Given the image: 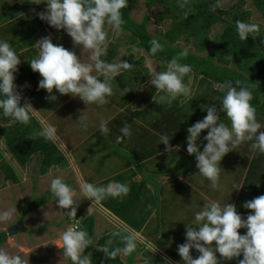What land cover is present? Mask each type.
Segmentation results:
<instances>
[{
    "label": "clouds",
    "instance_id": "obj_1",
    "mask_svg": "<svg viewBox=\"0 0 264 264\" xmlns=\"http://www.w3.org/2000/svg\"><path fill=\"white\" fill-rule=\"evenodd\" d=\"M27 2L37 5L46 3L47 8L38 13L39 18L53 28L65 30L72 38L74 46L80 47L82 53H88V61L82 62L74 51L54 44L50 36L37 41L35 44L37 55L29 62L32 71L42 77L39 89L52 94L47 99L55 100L57 97L53 93L56 90L62 95L79 97L87 106L92 104L102 106L108 103L107 97L113 94L112 79L122 71H130L134 67L133 64L122 60L120 63H108L101 59L107 54L108 29L111 30L113 41L122 33L125 21L122 19L121 10L128 7V0H27ZM188 5L189 0H181L179 6L184 9ZM221 6L222 0H216L210 5V10L215 11ZM190 11L191 8L187 7L184 13L186 18ZM236 31L242 41L250 36L254 39L260 34V25L237 20ZM149 44L151 56L163 51L158 39L153 38ZM187 56L186 49L179 53V58ZM179 58L174 57L167 63L166 70L162 71H157L151 59L145 58L150 84L156 89L154 102L171 104L179 97L191 96L189 87L191 77L189 76L188 84L184 83V77L188 76L192 69L190 65L180 63ZM20 64V55L7 41L0 40V110L3 117L27 125L30 123V113L35 110L30 103L21 106L22 97L16 91L14 73L18 71ZM94 72L97 75H94ZM217 84L218 90L224 93L220 98V111L225 113L223 121H226L227 125L220 120L217 107L212 104L206 107L207 115L203 120L187 129V152L189 155H195L198 173L209 181V186L213 190H220V162L226 154L245 142H252L253 152L264 154V129L261 131L262 125L257 121L256 108L251 104L252 91L240 80L235 81V87L230 81L226 84ZM128 91L131 90L124 89L125 93ZM78 121L87 129L86 115L81 114ZM206 129L209 131L203 139L207 143L201 151L197 141L202 131ZM99 130L105 136L109 133L106 121L101 120ZM120 132L122 135L117 136V143H122L125 137H131V126L124 124ZM37 135L51 139L53 130L46 128ZM169 141L167 135L160 137V143L166 146L165 150L172 153L174 149ZM78 183L80 195L86 199H93L94 204H99L108 197L123 198L130 191L126 183L112 182L106 186H97L82 179ZM234 187L236 190L241 188L235 185ZM50 192L61 209H71L63 214L70 219L76 218L77 191L61 177H55L50 182ZM243 207L251 210L246 219L238 213L235 204L227 203L221 206L215 200L208 201L201 210L195 212L191 225L186 226V242L178 245V254L183 264H220L217 253L220 258L227 261L242 255L243 259L239 260V264H264V195L246 201ZM106 210L105 214L109 216L114 214L121 222L123 221L112 210L108 208ZM14 211L15 209L11 208L0 211V223L10 221ZM88 211L90 213L91 208ZM117 222L116 225H119V221ZM122 223L129 226L125 221ZM193 225L198 226V230ZM76 228L77 226L73 225L60 233L57 246L62 250L63 259L69 260L71 264H91L90 256L84 255V252L93 241L86 231ZM242 228L247 229L245 235L239 232ZM111 236L112 238L103 246H97V251L103 252L105 257L111 260L118 256L123 258L131 255L136 251L138 243H144L139 233L127 229L114 231ZM115 238H119L123 247H113ZM146 247L151 249L152 245L149 243ZM192 249L200 254L197 258H193ZM0 264L29 262L21 255L12 254L0 247ZM165 264L171 262L166 259Z\"/></svg>",
    "mask_w": 264,
    "mask_h": 264
},
{
    "label": "trees",
    "instance_id": "obj_2",
    "mask_svg": "<svg viewBox=\"0 0 264 264\" xmlns=\"http://www.w3.org/2000/svg\"><path fill=\"white\" fill-rule=\"evenodd\" d=\"M139 1L140 0H128V7L121 10L122 19L125 21L122 25V30L130 36V45L145 49L150 57L157 58L161 61V66L158 71L166 70L167 63L174 57L179 58V53L181 51L185 49L188 51V56L186 58H179V62L190 65L192 71L195 72L190 88L196 95L189 99L191 107L193 105V108H196L195 114H199L201 110L203 111L210 103H216L215 95H220V91L218 90V86H211L212 82L226 84L230 81L235 87V81L240 80L244 85L248 86L253 93L251 104L256 108V115H264V28L259 24L260 34L254 39L250 36L245 41L239 39L236 31L237 20L257 23L251 20L253 10L246 6L249 0H238L232 7L227 8L221 6L215 11L210 10V5L214 4L216 0H189V5L184 9L179 6L181 0H146L145 4L149 10L158 4L161 5L154 19L156 24L162 25L165 21L169 20V25L166 30L158 34H152L147 27L151 18L149 13H145L141 22L136 21L132 16V11ZM250 3L255 7L254 11L260 14L264 23V0H250ZM187 7H190L191 11L188 12L186 18L184 13L187 11ZM38 13L36 14L38 25H42L46 21L41 20ZM217 24H221L222 27L220 31H216L213 36L214 27ZM27 33L29 34L25 36V38L32 36L31 31ZM25 38L23 36L20 40L14 41V37L11 38L6 33L0 34V40L7 41L16 52H20V48L23 46H29L23 43ZM153 38L158 39L163 46V51L157 52L155 56L150 55L151 45L149 41ZM27 40L32 41V37ZM182 42L190 47H182L180 45ZM119 46H121L119 39L111 41L107 47V54L102 56L101 59L110 62V60L118 55ZM28 52H30V50H28ZM203 52H205V54H200ZM130 56L134 57V54L130 53ZM142 58H140L138 62L141 63ZM199 74L202 76H199ZM188 80L189 78L185 76L184 83L186 81L188 82ZM195 81L196 83L193 85ZM201 89H205L202 94H200ZM39 90L42 93L38 92V96H36L37 103L44 105L48 100L46 96L47 90ZM202 103L204 105H201ZM24 104L25 103L21 99V106ZM172 111L180 113L181 106L173 105L171 108V112ZM195 117H197V115L193 116L192 119L195 120ZM173 122L174 121L171 119L165 120V125H167V128H170V130L164 131L162 135H167L170 138L169 142L174 149L170 154H174V158L164 163V165L158 166L157 172H154L155 169L153 171H147L143 168L144 164L154 162L144 161L149 154H138L137 159L139 161H135V159L129 157V159L131 158L130 161L135 164L139 168V172L142 173V180H140V182H134V184L131 185L127 196L116 199L107 198L101 201L129 226L135 229H140L145 225L147 215L157 206L160 195L163 194V191L167 192L166 190L169 187H175L173 190L179 192V189L183 186L187 189V194L196 192L200 196L201 203L207 200L205 196L211 197L209 190L211 187L209 185L202 186L206 187L203 189L206 190L205 192L198 191L201 190L199 186H197V191L192 190L193 187L189 183L194 179L193 175L190 176L188 180L180 178L182 174L194 171L197 161L195 155H187V153L180 148V146L184 145L185 141L182 135L185 133H183L184 130H182V133L179 132V125L175 126L174 124L171 129L170 126ZM42 130H44L43 125L31 113L30 123L24 125L11 120V118L3 117L2 110H0V135L8 151L22 166L27 165L33 156H36L38 159V172L40 174L48 173V171L55 166L65 167L69 165L67 156L55 143L53 138L45 139L37 135ZM95 137L94 139L96 141L101 139L100 136L95 135ZM139 137L143 138V135H139ZM3 152L0 145V155H3ZM125 153L126 152L118 148V155L126 156ZM176 154H183L185 158H178ZM247 158L246 169L248 168V174L244 179V186L250 188L255 185V189L258 190L257 185L261 184L264 188V154L250 150ZM0 170L4 172L5 179H9L13 182H18L20 180L19 174L11 162L3 160L0 164ZM129 171L130 169H128V172ZM166 175L168 177H166ZM124 176H126V173L122 171L113 178L122 180ZM163 176L167 178L168 185H164V180H162ZM249 176L254 178V180L251 181V183H253L251 186L248 183ZM205 181H207V183L209 182L207 179ZM64 182L67 183L66 181ZM149 183L151 186H149ZM67 184L70 186L69 183ZM103 184L104 182L97 184V186H104ZM157 189L159 193H156ZM241 197L236 202L237 211L241 216L247 217L251 214V210H247L243 207L244 204L241 201ZM52 198L55 197L52 196L50 188H48L41 195L35 196L32 201L26 202L23 213L27 214L32 210L44 206ZM141 209H144L146 212L148 211V214H144L142 211L140 212ZM245 209L248 212L244 213ZM71 221V224L77 226L76 229L86 231L94 242V215L82 217L81 214L77 213L76 218L71 219ZM118 230L123 231L124 228H114L110 230L103 235L102 241L99 244L96 246L92 244L85 250L84 255L90 256L91 264H135L136 254L143 252L145 255H148L147 251L143 250L144 247H139V245L136 251L131 255L123 258L118 256L115 260L107 259L103 252L97 251V246H103L108 239L112 238L111 233ZM239 232L243 233L244 231L240 229ZM175 233L179 234V232ZM7 237L8 233L6 230L0 231V246L6 242ZM116 246L123 247L119 238L114 239L113 247ZM151 258H154V260H152L154 264H165V257H156L151 253ZM217 258L220 260V264H237L240 259H243V256L241 255L239 258L227 261L220 258L219 253H217Z\"/></svg>",
    "mask_w": 264,
    "mask_h": 264
},
{
    "label": "rangeland",
    "instance_id": "obj_3",
    "mask_svg": "<svg viewBox=\"0 0 264 264\" xmlns=\"http://www.w3.org/2000/svg\"><path fill=\"white\" fill-rule=\"evenodd\" d=\"M237 1L238 0H222V7H232ZM145 2L146 0H140L133 9L132 16L134 17V19L138 22H141L144 18L145 13H149V15L151 16L147 26L149 31L152 34H158L161 31H165L167 26L169 25V20L165 21L162 25H158L154 22V19L159 9L161 8V5L158 4L149 10ZM246 6L250 7L253 10L251 20L256 21L264 28V23L262 18L260 17V14L254 11L255 7L251 5L250 0L249 3L246 4ZM5 7L7 8V11L4 9ZM46 8V3H41L37 5L31 4L27 2V0H25V2L23 3L21 2V0H0V24L3 23L2 25H0V33L4 32L8 34L9 37H14V41H18L23 36L25 38V36L29 34L27 32H36V30H39V34L33 36V42L27 40L31 39L32 36L26 37L23 40V43L28 44L29 46H32L33 43L35 45L37 41L44 37L50 36L52 38L53 36L57 35L59 40L55 43L56 45H62L66 49L74 51L77 56H80V59L83 58L84 60H87L88 53H82V49L80 47L74 46L72 38L70 36L66 37L63 34L64 32H66L65 30H58L56 28L51 27L50 31H48V29H45V27H50L47 22H44L42 25H38L37 17L35 16V14L37 12L44 11ZM22 10L26 11L25 15H17L21 13ZM10 17L18 18L10 19ZM221 27V24H217L214 27V33L212 35L214 36L216 31H220ZM118 39L121 43V46H119V53L112 63H120L122 60L136 66H141V64H143L147 67L145 63V58L147 57L151 59L152 65L156 68L157 71L160 69V60L154 57H150L145 49L129 44L130 36L128 35V33L122 30V33ZM111 41H113L112 33L111 30L108 29V45ZM180 45L184 48L190 47L188 45L183 44V42ZM21 49L24 50L26 48L25 46H23L20 48V50ZM130 53L134 54L133 58L130 57ZM17 54L20 55L21 64L18 66V71L14 73L15 82H17L18 79H36L37 82H39L38 78H40L41 76L38 77L37 72H34V74L32 75V69L30 67V64L27 65V60L30 61L32 58H34L35 54L32 52V56H30L29 52L22 53L19 51H17ZM200 54L203 55L205 54V52ZM140 58H142L141 63L137 61ZM142 74L145 76V82L143 81L144 84L142 83L138 89L139 93L145 94V91L148 89V87H150V77H146V71ZM194 75L195 72L191 71L188 74L187 78H189L190 76L192 81L194 79ZM199 76L202 75L199 74ZM123 78L124 81L131 87H138L136 82L133 81L130 72H127L125 76H123ZM115 79L117 78L114 77L112 80ZM195 83L196 81L193 82V85ZM185 84H187V81L185 82ZM122 88L126 89L127 87H122L121 85H118L113 88V94L110 97L112 101H117L118 99H121L119 96V92ZM204 91L205 89H201L200 94H202ZM155 95L156 91L154 93V96ZM152 99L150 101L152 102L155 111H160L161 109L164 110V108L166 107L169 111V107H172L173 105H179L186 109H190L191 115H188V119H192L193 115L196 113L194 111L196 110V108H193V105L191 107V103L188 102V97H179L171 104H159L154 102ZM136 103L137 101L133 100L130 106H135ZM35 105V107L38 106L45 110H50V107L47 105L39 103H35ZM108 105L109 104L103 106L107 109V111L109 110ZM201 105L204 104L202 103ZM97 107L99 106L97 105ZM43 109H41L40 113L42 114V116L45 115L43 114ZM51 110H53V108H51ZM97 112L100 114L99 108ZM94 116L97 117V115ZM159 117H161V113H152V115H148L145 120V125L152 124V122L158 119ZM256 117L257 121L262 125V131L264 129V115H256ZM140 119L143 118L140 117ZM40 120V123H42L44 129H51L50 124L47 122V116L45 117V119ZM220 120L224 122L222 119ZM224 123L226 124V122ZM70 125L71 124L65 126L68 128ZM143 129L144 127L142 126L141 128H138L137 131L142 132ZM66 130L69 133L75 134L79 138H88L87 141H85L79 146V149L83 150V152L85 153L81 155V160H83L84 164L82 165V169L88 171L90 174L104 177V170L97 165V152L93 153L94 150H96L97 148L95 146V139L92 137H85V133H83L79 127L72 131L69 129ZM56 132H59L61 135V130ZM56 132L53 131L52 135V138L55 140L58 139ZM106 139L109 140L108 137ZM75 140L76 139L73 138L70 140V142L73 141L74 143ZM251 143L252 142H245L244 144L240 145L237 149L229 152L227 156L225 155L226 158L225 156L223 157V173L220 172V190H213L212 188H209L211 197L205 196L207 197V200L205 202L214 200V198H218L224 202V205L227 203H236L239 191L241 190V188H246L244 187V179L248 174L246 169L248 161L247 155L249 153L248 151L251 150ZM0 145L4 151L3 155L0 156V164L1 162H3V160L13 163V156L8 151L1 135ZM62 149H64V147ZM67 159L69 161V165L65 167H52L46 174H40L38 172L39 163L36 156H33L30 162L25 166L18 164V162L16 161V164L14 163V167L19 174L20 180L18 182H13L9 179H5L4 172L0 170V211L9 208L15 209L13 217L10 221H8L7 223H0V231L8 229L19 220H22L26 226V229L24 231L8 235L6 242L0 247L5 248L12 254L21 255L22 258L28 260L29 264H71L69 260L63 259L62 250L57 246V244L59 243L60 233L65 231L68 227L73 226V224H71V219L63 214L67 213L71 209H61L58 205V202L55 201V198H52L44 206L32 210L27 214L23 213L25 203L32 201L35 196L41 195L46 189L50 188V182L55 177H61L64 181L76 185L77 196L75 197V199L78 203L77 213L81 214L82 217L87 215L95 216L94 228L96 234H105L107 231L114 229L113 227L116 226V224L118 223L116 218L112 214V216L105 215L104 210H100L99 208H97V206L94 204L93 199H86L82 195H80L78 182L81 179L84 181L85 175L83 171L78 167L74 155L70 153V155L67 156ZM112 159L116 158L113 156ZM110 163H113V161L111 160ZM190 176H192V172L182 174L180 178L183 180H188ZM253 180L254 178L252 176H249L248 183L250 186L253 184L251 183V181ZM167 181L164 183V185H168ZM208 183L207 181H205V185H209ZM234 185L241 188L236 190ZM174 188L175 187H169V190L167 192L163 191V194L160 195V200L157 204H159L160 206L163 205L164 207L158 210V214L154 215L149 226V231L153 234L154 229L160 230L161 233H163V230H166L164 232L166 236L163 237L162 241L167 243L168 245L166 246L170 247V249H167L166 252L163 251V256L168 261H170L171 264H183L182 258L180 257V255H178V245L186 242V231L183 230V233L176 234L175 231L169 232V229H181L184 228L183 225H191L190 222L192 219H194V214L195 212H197L196 209L198 207H202L203 203H201L200 196L197 193L187 194V189H185L183 186H181V188L179 189L178 194L170 192V190H173ZM156 193H159L158 189L156 190ZM75 206L76 205H74V207ZM89 208H91L90 213L88 211ZM242 218L246 219L247 217L242 215ZM143 229L145 228L143 227ZM242 230L244 232L240 234L245 235L247 229L242 228ZM152 234L151 236L155 238L154 234ZM159 254L162 255V251H160ZM171 254H174V256H179L178 258L180 263L177 259L174 260ZM141 255L142 254L139 253L138 257H140ZM197 255L199 256L200 254L195 249H192L193 258H197Z\"/></svg>",
    "mask_w": 264,
    "mask_h": 264
},
{
    "label": "crops",
    "instance_id": "obj_4",
    "mask_svg": "<svg viewBox=\"0 0 264 264\" xmlns=\"http://www.w3.org/2000/svg\"><path fill=\"white\" fill-rule=\"evenodd\" d=\"M7 11V8H4ZM26 11L22 10L21 13L17 14V15H25ZM38 13V12H37ZM36 13V14H37ZM35 14V16H36ZM1 16V13H0ZM9 17V16H8ZM17 19L18 17H10V19ZM8 19V18H7ZM3 23H1L0 25H2ZM4 33V32H2ZM0 33V34H2ZM32 33V42H33V36L39 34V30H36V32L31 31ZM66 37L69 36L67 35V32L63 33ZM53 40V43L55 44L59 38L56 36H53L51 38ZM26 49L24 50H20V52L22 53H27L28 50H30V56H32V52L35 54V56L37 55V49L35 48V45L33 43L32 46H28L25 47ZM131 57V56H130ZM116 58V57H115ZM114 58V59H115ZM133 58V57H131ZM110 60V62L108 63H112L113 60ZM139 60V59H138ZM137 60V61H138ZM82 62H87V60H84L83 58H81ZM140 63V62H139ZM30 64V62L27 60V65ZM147 72L146 77L148 75V68L146 66H144L143 64H141V66H136L134 65V67L130 70V71H126V72H121L120 74L116 75L115 77L117 79L112 80L111 84H112V89L115 88L118 85H121L122 87H127L128 91L127 93L124 92V89L122 88L119 92V96L121 99L116 100H111L110 97H107L108 99V103L109 104V110L107 111V109L105 107L99 106L97 107V105L92 104L87 106L79 97H72L70 94L69 95H62L60 94L58 91L54 90V95L57 97L55 100H50L48 99L47 102L44 105H47L50 107V110H45L41 107H35V103H37V98L36 96H38V92L42 93L39 90V82H37L36 79H18L17 82L14 81L15 85H16V91L21 95L22 97V101L24 103H30L32 108L35 110L33 111L31 114L32 115H36L35 117L41 121L40 119H45V117L47 116L48 119V123L51 126V129L56 132L61 130V135L59 132H56L58 139L55 140V143L61 148V150L63 152H65V154L67 156L70 155V153L72 155L75 156V160L77 161V165L78 167L83 171L85 178L84 181L88 182V183H92V184H100L102 182H104V186L108 185L109 183L112 182H119V183H126L129 188L131 187V185L134 184V182H140V180H142V173L139 172V168L133 164L130 160L131 158L135 159V161H139L137 159V155L138 154H144L147 153L149 154L144 161H154L153 163L150 164H144L143 168L147 171H153L157 172V167L160 165H164V163H166L167 161H169L170 159L174 158V154H170L168 153L165 148L166 146L163 143H160V137L162 136L164 131H168L170 130V128H167V125H165V120L167 119H171L173 120V124L170 126L171 129L173 128V125L175 124V126L179 125V132L182 133V130H184L182 136H183V140L184 145L180 146L181 149H183L182 151L187 152V136H188V132L187 129L194 125L196 122L203 120V118L207 115L206 112V108H204V110L199 113V114H194L193 116L197 115V117H195L194 119H188V115L190 114V109H186L184 107H181V111L180 113H175V112H171V108L169 107V111L168 108H164L161 109L160 111H155L154 110V106L152 105V102L150 101L153 97H154V93L156 91L155 87L152 86L150 84V87H148V89L145 91L146 93H139V87L141 86V84L143 83V81L145 82V76L142 74L143 72ZM127 72L131 73V77L133 79L134 82H136L137 84V88H133L130 85H128L125 81L123 76H125V74ZM32 75L34 74V71L31 72ZM94 75H97L96 73H94ZM38 77H40V74H37ZM39 81L41 80V77L38 78ZM102 80V77H101ZM144 84V83H143ZM188 84V82H187ZM211 86H219L217 83L212 82ZM190 87V85H189ZM220 95H215L216 98V103H210L209 105L215 104L218 110V114L220 116V119H225L226 115H224L225 113H223L222 111H220L221 108V99L223 97L222 92H219ZM52 94H49L48 92L46 93V96L49 97ZM196 93H194L193 91H191V96L188 97V99H190L192 96H195ZM138 98V99H137ZM133 100H136L137 103L135 104V106H130L131 102ZM153 100V99H152ZM189 102V101H188ZM60 103V104H59ZM51 108H53V110H51ZM98 108L100 109V114L97 112ZM41 109H43V115L40 114L41 113ZM154 111V112H153ZM195 111V110H194ZM158 112V113H157ZM152 113L155 114H159L161 113V117H159L158 119L154 120L152 122V124H148L145 125V120L148 117V115H152ZM81 114L83 115H88L87 116V124L88 127L87 129L83 128L82 125L80 124V122L78 121ZM94 115H97L94 116ZM140 117H142L143 119H140ZM66 120V121H65ZM101 120H104L107 122V127L109 128V133L105 136L104 134H102L99 130V125ZM226 122V121H224ZM42 124V123H41ZM71 124L68 128L65 125ZM124 124H128L131 126V137H125L122 143H117L116 142V138L117 136L122 135V133L120 132L121 127L124 126ZM181 124V127H180ZM227 125V123H226ZM144 127L143 131H137L138 128ZM80 128L81 131L83 133H85V137H92V138H96L95 135L100 136L101 139H98L97 141L95 140V146L97 147L96 150H94L93 153L97 152V165L104 170V177H100V176H96L93 174H90L88 171L83 170L82 169V165L83 164V160H81V155L85 154L83 152V150L79 149V146L84 143L85 141L88 140V138H79L77 137L75 134L69 133L66 129L69 130H74L76 128ZM209 130H204L202 131L200 138L197 141V146L200 148L201 151H203L204 146L206 145L207 141L204 140L203 138L208 134ZM139 135H143V138H140ZM109 138V140H107L106 138ZM75 138V142L73 143L70 142L71 139ZM64 147V149H62ZM118 148H120L121 150H123L124 152H126V156H121L117 154ZM180 150V149H179ZM249 152V151H248ZM113 156L116 159H112ZM176 156L178 158L180 157H184L185 156L183 154L177 155ZM227 156V154H226ZM225 156V158H226ZM129 157H131L129 159ZM72 158V157H71ZM70 158V159H71ZM177 158V159H178ZM69 159V160H70ZM111 160L113 161V163H110ZM13 165L14 163L16 164V158L13 157ZM18 162V161H17ZM224 162V159L221 160L220 162V168H221V173H223L222 171V164ZM141 163V162H140ZM18 164H20L18 162ZM172 165V164H171ZM58 167V166H56ZM128 169H130V171L128 172ZM248 169V168H247ZM196 170V171H195ZM194 171L192 172V175L194 177V179L189 183L192 185V190L197 191V186H199V188L201 190L198 191H203L205 192L206 190H203L206 187H202V186H206L205 185V179L202 175H200L198 173V168L196 167ZM125 171L126 176L123 177L122 180L113 178L116 174H118L119 172ZM166 177H168L166 175ZM165 176H163L162 179H164V183L167 181V178ZM108 179V181H107ZM68 183V182H67ZM70 184V183H69ZM149 186L150 183H149ZM70 187H72L73 189H77L76 185L70 184ZM245 187V186H244ZM258 190L255 189V185L253 187L250 188H241V190L238 193V197L237 200L240 199V197L242 198L241 201H243V204L246 201L252 200L260 195H264V188L261 184L257 185ZM169 188H167L166 191H168ZM210 190V189H209ZM194 191V192H195ZM170 192H174L175 194H178L177 191L175 190H170ZM196 193V192H195ZM244 194V196H243ZM111 198V197H108ZM224 199V198H222ZM215 201L219 202L221 204V206L224 205V202L221 199L218 198H214ZM236 200V202H237ZM207 202H203L202 207L204 206V204ZM97 206V208H99L100 210H104V212L107 213V211H105L107 208L110 209L108 206H106L105 204H103L102 202H100L99 204H95ZM236 207H237V203H235ZM164 206L163 205H158L155 206L151 213L148 214V211L146 212L144 209H141L140 212L142 211V213H147V220L145 222V225L142 226L145 229L141 230L140 229H135V228H131L129 226H126L125 223H122L120 221V219H118L114 214L113 216L116 218L117 221H119V225L114 226L113 228L117 227L118 228H124L130 231H134L139 233L140 238L144 241V243H139V247L143 246V250L147 251L148 255H145L143 252H139L142 255L140 257H138V254H136L135 259H136V263H141V264H154L152 262V260H154V258H151V253H153L156 257L161 255L159 254L160 251H162V255H164L163 251H167V249H170V247H167L166 245H168L167 243L163 242L162 239L164 236H166V234L164 233L166 230H163V233L160 232V230L158 229H154L153 234L154 237L151 236L152 233H150L149 231V226L150 223L154 217L155 214H158V210L162 209ZM202 207H198L196 209V211H199L202 209ZM248 210V209H247ZM246 212V209L244 210ZM109 212V211H108ZM101 213V212H100ZM105 214V213H104ZM108 215V214H105ZM194 219L191 220L190 223H192ZM121 226V227H120ZM186 225H183L184 228L181 229H169L170 231H175V232H179L180 234L183 233L184 231H186ZM196 227L198 230V226H193ZM116 229V228H115ZM184 230V231H183ZM109 232V231H107ZM106 232V233H107ZM152 234V235H153ZM104 234L100 235L96 234V231L94 232V246H96L97 244H99L102 241V237ZM151 244L152 248L149 249L146 247V244ZM173 259H177L179 260V256H174V254H171ZM179 255V254H178ZM163 257V256H162ZM166 259V258H165Z\"/></svg>",
    "mask_w": 264,
    "mask_h": 264
},
{
    "label": "water",
    "instance_id": "obj_5",
    "mask_svg": "<svg viewBox=\"0 0 264 264\" xmlns=\"http://www.w3.org/2000/svg\"><path fill=\"white\" fill-rule=\"evenodd\" d=\"M50 27H45V29H48V31H50ZM26 229L25 224L23 223V221L19 220L17 221L15 224H13L11 227H9L8 229H6L8 235H12L15 234L17 232H22Z\"/></svg>",
    "mask_w": 264,
    "mask_h": 264
}]
</instances>
